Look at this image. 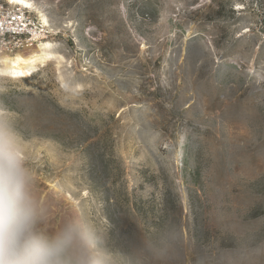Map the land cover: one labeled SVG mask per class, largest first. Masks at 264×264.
I'll list each match as a JSON object with an SVG mask.
<instances>
[{"label": "rangeland", "instance_id": "374dc122", "mask_svg": "<svg viewBox=\"0 0 264 264\" xmlns=\"http://www.w3.org/2000/svg\"><path fill=\"white\" fill-rule=\"evenodd\" d=\"M65 61L0 76L41 198L153 264H264V0H35Z\"/></svg>", "mask_w": 264, "mask_h": 264}, {"label": "clouds", "instance_id": "9594fccd", "mask_svg": "<svg viewBox=\"0 0 264 264\" xmlns=\"http://www.w3.org/2000/svg\"><path fill=\"white\" fill-rule=\"evenodd\" d=\"M25 145L16 114L0 106V264H153L180 244L174 224L138 245L115 248L108 227L87 212L54 218Z\"/></svg>", "mask_w": 264, "mask_h": 264}, {"label": "built area", "instance_id": "2783aa9c", "mask_svg": "<svg viewBox=\"0 0 264 264\" xmlns=\"http://www.w3.org/2000/svg\"><path fill=\"white\" fill-rule=\"evenodd\" d=\"M52 27L35 7L0 0V58L32 48L48 39Z\"/></svg>", "mask_w": 264, "mask_h": 264}, {"label": "bare ground", "instance_id": "6f19581e", "mask_svg": "<svg viewBox=\"0 0 264 264\" xmlns=\"http://www.w3.org/2000/svg\"><path fill=\"white\" fill-rule=\"evenodd\" d=\"M26 6H33L41 15L44 22L49 25V18L35 0H10ZM50 26V25H49ZM55 58L59 67L65 61V57L58 53L56 45L51 41H43L38 45L17 52L14 55H5L0 58V76L11 78H26L45 66L47 61Z\"/></svg>", "mask_w": 264, "mask_h": 264}]
</instances>
